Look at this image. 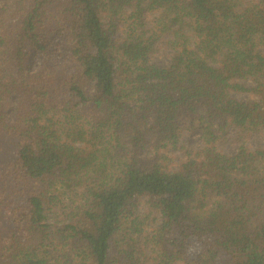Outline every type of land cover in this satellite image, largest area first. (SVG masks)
Segmentation results:
<instances>
[{
    "label": "trees",
    "instance_id": "1",
    "mask_svg": "<svg viewBox=\"0 0 264 264\" xmlns=\"http://www.w3.org/2000/svg\"><path fill=\"white\" fill-rule=\"evenodd\" d=\"M231 127H264V0H0V264H264V147Z\"/></svg>",
    "mask_w": 264,
    "mask_h": 264
},
{
    "label": "rangeland",
    "instance_id": "2",
    "mask_svg": "<svg viewBox=\"0 0 264 264\" xmlns=\"http://www.w3.org/2000/svg\"><path fill=\"white\" fill-rule=\"evenodd\" d=\"M109 20L106 21L109 25ZM117 22V21H115ZM120 31L124 28V19H120L117 22ZM170 50L166 48L163 41L157 42V52L155 58L161 63L169 62ZM40 59L34 57L32 63V69H36L39 65ZM241 100L251 99L253 96L250 93L235 92L234 93ZM18 98L15 96L11 101V108H14ZM205 138H209L206 135L205 129L201 126L199 118L196 119H182L179 143L176 147H168L164 150L167 159L164 160L165 165L168 168H176L179 164L189 157L194 156L196 153L202 152L203 148L207 146ZM245 144L251 149H257L264 147V127L256 130H242L238 128H227L217 132V136L213 139L211 145L224 153H234L238 148ZM137 214L141 217H146V223L148 224V231H152V228L160 222V215L156 210L152 209L148 203V198L143 197L137 208ZM55 221V220H54Z\"/></svg>",
    "mask_w": 264,
    "mask_h": 264
}]
</instances>
